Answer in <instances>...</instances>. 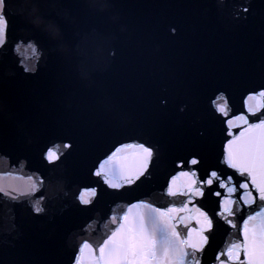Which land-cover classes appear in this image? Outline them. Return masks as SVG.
<instances>
[{
    "label": "water",
    "instance_id": "1",
    "mask_svg": "<svg viewBox=\"0 0 264 264\" xmlns=\"http://www.w3.org/2000/svg\"><path fill=\"white\" fill-rule=\"evenodd\" d=\"M12 2L0 47V186L27 188L29 176L45 173L51 203L38 216L27 198L0 197V264H72L81 238L108 230L110 209L170 201L163 193L176 161L198 154L201 174L226 168L215 108L245 110L248 92L264 83V0H250L246 19L234 18L229 0H108L103 12L94 0H48L39 26L20 11L32 0ZM64 143L73 148L53 171L42 153ZM124 143L157 149L151 174L131 191L104 188L93 206H77L72 192L97 186L95 163ZM217 200L206 192L195 206L212 216ZM214 225L205 264L236 238L223 218Z\"/></svg>",
    "mask_w": 264,
    "mask_h": 264
},
{
    "label": "snow or ice",
    "instance_id": "2",
    "mask_svg": "<svg viewBox=\"0 0 264 264\" xmlns=\"http://www.w3.org/2000/svg\"><path fill=\"white\" fill-rule=\"evenodd\" d=\"M229 4L237 19H246L253 7L250 0H229ZM50 6L48 0H32L20 11L39 26L47 19ZM93 7L103 12L108 0H94ZM13 10L12 0H0V47L6 43ZM46 31L53 43L59 42L54 22H49ZM36 70L21 68L29 74ZM244 103L245 110L239 113L230 111L227 103L215 108L222 125L219 164L225 169H205L201 174L203 159L198 154L176 161L178 170L166 180L163 193L172 198L170 201L158 206L149 197L110 209L108 230L99 239L81 238L72 264H205L215 217L223 218L235 230L236 238L214 254L213 264H264V83L250 90ZM167 104V98H161V105ZM72 148V143L53 144L45 148L42 159L54 171ZM156 157L153 145L121 144L95 163L90 174L97 186H78L71 194L73 202L93 206L101 189L116 193L133 190L151 174ZM48 179L47 174L39 173L28 177L27 188L0 186V197L17 203L27 198L34 202V214H46L51 203L45 189ZM206 192L218 198V211L212 216L195 206Z\"/></svg>",
    "mask_w": 264,
    "mask_h": 264
}]
</instances>
